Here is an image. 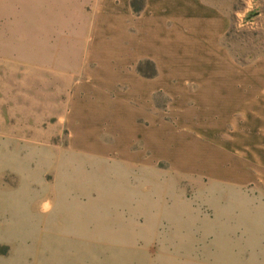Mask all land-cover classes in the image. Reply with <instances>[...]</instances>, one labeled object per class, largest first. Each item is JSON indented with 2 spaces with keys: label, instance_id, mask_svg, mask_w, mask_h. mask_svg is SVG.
Here are the masks:
<instances>
[{
  "label": "rangeland",
  "instance_id": "rangeland-1",
  "mask_svg": "<svg viewBox=\"0 0 264 264\" xmlns=\"http://www.w3.org/2000/svg\"><path fill=\"white\" fill-rule=\"evenodd\" d=\"M220 1L236 59L264 54V0ZM94 7L0 0V264H258L263 211L207 176L194 91L158 89L149 61L124 72ZM209 151L212 171L240 178L241 149Z\"/></svg>",
  "mask_w": 264,
  "mask_h": 264
},
{
  "label": "crops",
  "instance_id": "crops-1",
  "mask_svg": "<svg viewBox=\"0 0 264 264\" xmlns=\"http://www.w3.org/2000/svg\"><path fill=\"white\" fill-rule=\"evenodd\" d=\"M92 1L96 16L90 19L91 31L101 34L107 24L120 34L122 56L127 58L119 62L124 72L149 61L157 73L158 89L172 88L174 82L180 89L194 91L195 136L209 140L195 149H208L212 161L207 176L239 186L264 215V54L242 62L225 44L232 29L231 4L220 0H142L137 16L134 0ZM130 76L128 85L133 86L140 77ZM209 149H241L240 178L212 171L216 161ZM260 233L258 264H264V228Z\"/></svg>",
  "mask_w": 264,
  "mask_h": 264
},
{
  "label": "clouds",
  "instance_id": "clouds-1",
  "mask_svg": "<svg viewBox=\"0 0 264 264\" xmlns=\"http://www.w3.org/2000/svg\"><path fill=\"white\" fill-rule=\"evenodd\" d=\"M40 212L43 214H47L49 212L52 211L53 205H52V201L51 200H44L41 204H40Z\"/></svg>",
  "mask_w": 264,
  "mask_h": 264
}]
</instances>
